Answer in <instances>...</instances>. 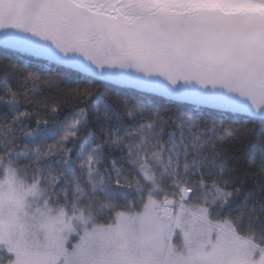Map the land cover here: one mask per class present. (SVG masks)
Wrapping results in <instances>:
<instances>
[{"label":"snow or ice","instance_id":"1","mask_svg":"<svg viewBox=\"0 0 264 264\" xmlns=\"http://www.w3.org/2000/svg\"><path fill=\"white\" fill-rule=\"evenodd\" d=\"M0 47V264H264V0H0Z\"/></svg>","mask_w":264,"mask_h":264},{"label":"trees","instance_id":"2","mask_svg":"<svg viewBox=\"0 0 264 264\" xmlns=\"http://www.w3.org/2000/svg\"><path fill=\"white\" fill-rule=\"evenodd\" d=\"M21 60V57L16 54L15 52L11 50H6L3 47H0V65L4 64H16L19 63ZM25 63L29 64L30 68L34 71H40L43 75L46 76H53V75H63L68 70L66 69H60L56 67L49 68L46 64L42 62H36L31 61L29 59L24 60ZM4 71L3 68L0 67V84L4 82ZM69 82H74L77 80H80L81 77L77 75H71L67 77ZM8 81L11 82L13 85H15V81L12 80V78L9 76ZM96 87L99 88V95L103 97H110L115 93H120L122 95H127L133 99V101L137 99L143 100L144 97L138 93L134 92L132 90L123 89L120 88L117 85L110 84V83H99L97 82L95 84ZM33 99H45L48 101H51L54 98H58V94L56 93H50L48 90L43 89L40 91H36L35 93H32ZM148 102L157 110H160L161 112H164L166 116H170L172 119H176L178 122L182 121L184 118V113L188 111V106L184 104H177L170 102L168 99L164 97L159 96H148L147 97ZM95 101V97L92 98V100L89 103H93ZM23 107V106H22ZM70 109H65V111ZM204 118L208 120L209 124L213 122H217L221 119H223L225 124L232 123V119L230 117H220L218 114L211 110L205 109L204 112ZM236 127L241 126V122L237 121L235 123ZM258 133L257 136H254L251 138V140L246 145V152L245 155L247 156L249 162H251L253 159L258 160L260 157V154L262 152V146L259 143L258 140ZM237 149H229V155H234L236 153ZM249 186H251V181L249 182Z\"/></svg>","mask_w":264,"mask_h":264}]
</instances>
